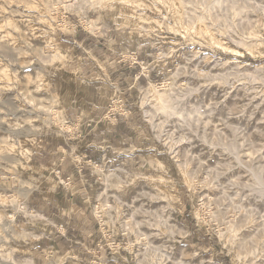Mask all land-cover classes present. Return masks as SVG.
Instances as JSON below:
<instances>
[{"label":"rangeland","instance_id":"rangeland-1","mask_svg":"<svg viewBox=\"0 0 264 264\" xmlns=\"http://www.w3.org/2000/svg\"><path fill=\"white\" fill-rule=\"evenodd\" d=\"M24 1L0 0V193L26 200L24 208L16 209L0 199V264H23L9 257L10 248L17 255L31 257L28 264L89 262L91 256L86 250H99L98 245L104 240L109 242L110 236L116 240L118 251L114 250L113 260L104 264H264V8L260 7L264 0H224L221 4L179 0V8L173 6L172 0H149L151 4L140 9L145 13L140 26L130 23V14L100 12L94 5L83 6L82 0H66L68 7L58 0ZM233 2L238 6L235 9L229 4ZM44 3H52L48 7L53 29L50 32L57 42L45 41L40 33L47 27L39 17ZM81 5L83 12H79ZM227 7L230 9L226 11ZM204 12L208 16L205 21L200 20ZM155 20L161 25L154 24ZM80 32L81 36L95 38L103 52L115 55L126 73L134 71L127 86L129 114L141 118L142 124L127 129H139L129 145L119 151L105 148L96 159V176L87 184L84 204L90 209L97 205L101 212L105 209L101 214L103 224L96 223L99 235L96 231L86 238L94 239L93 247L70 248L41 263L34 260L31 245L53 239L57 231L64 232V227L57 217L50 219L28 208V199L32 191L41 188L63 194L65 189L56 176L51 184L46 183L49 174L45 176L44 167L33 164L31 152L42 141L59 143L65 136L70 151L76 149L84 131L78 121L69 118L68 104L82 105L84 118L91 120L88 106L94 97L99 94L97 101L101 103L103 98H114L118 93L106 79L103 59L95 57L103 72L99 70L91 80L73 64L68 67L70 61L79 59L78 47L71 42ZM253 43L259 50L256 53L247 50V45ZM59 49L63 50L62 60L52 59ZM133 52L142 60L141 65L135 62ZM88 56L93 55L88 52ZM158 59L161 65L154 66ZM235 59L248 64H235ZM145 66H149L148 70ZM38 79L40 83L46 81L42 83L45 88L39 87ZM167 82L168 86L162 85ZM151 83H158L160 92L171 87L177 90L181 97L180 116L146 104V89ZM84 100L85 105L81 104ZM48 102L53 107L57 105L55 112ZM46 105L48 109H42ZM20 150L30 158H23ZM77 158L79 161L78 154ZM156 159L169 160L175 167L181 164L190 174L192 186H179L180 200L174 206L164 208L162 204L166 206L167 201L142 182L127 187L129 191L106 187L109 175H113V183H118V173L126 175L125 168L150 176ZM119 213L123 214L117 223ZM11 215H15L14 220ZM30 222L34 223V231L27 229ZM100 250L110 251L107 246Z\"/></svg>","mask_w":264,"mask_h":264},{"label":"crops","instance_id":"crops-1","mask_svg":"<svg viewBox=\"0 0 264 264\" xmlns=\"http://www.w3.org/2000/svg\"><path fill=\"white\" fill-rule=\"evenodd\" d=\"M71 43L72 46L78 47L77 54L80 56H78V60L70 61L68 67L73 64L77 69H80L83 76L91 80L99 70L103 72V68L95 57L103 59L106 79L113 85V88H117L118 93L114 98L113 95L103 98L101 103L97 101L100 98V95L97 94L94 101L90 102V108L88 106V113L93 117L91 120L84 118L82 105L68 104L69 118L78 121L77 123L84 131L78 140L76 149L70 151L65 136L64 141L59 143L50 140L42 141L31 152L33 164L38 168L44 167L42 173L45 172V176L49 174L46 179L47 184H51V179L57 174L60 176L72 175L73 178L70 185L73 190L70 191L71 193H69L71 188L68 187V189L63 188L65 194L52 193L41 188L32 191L28 199V208H32L50 219L57 217L64 227V232L57 231L58 236L53 239H43L39 241L40 243L31 245L30 250L34 260L41 263L55 259L61 252L69 251L70 248L87 249L90 247L91 249L95 243L94 239L89 241V238H91L92 232L95 234L97 231V219L92 209L86 207L84 201L87 198V184L93 180L96 174L90 166L81 167L77 163L79 159L77 154L84 160L87 158L96 160L103 154L105 148L119 151L129 145L130 138L139 131V129H136V132L127 131V129L138 128L142 124L141 118L139 119L138 116L135 118L133 113L129 114L131 99L127 95V86L133 80L134 71L126 73L125 67L114 58L115 55L111 56V53L103 52L98 41L93 37L81 36L80 32ZM86 46L90 47L89 50L86 49ZM88 52L93 56L87 57ZM87 97L90 96L87 95ZM69 100H72L71 97ZM84 103L87 102L81 101V104L85 105ZM47 170H49L48 173ZM88 235L90 236L86 239Z\"/></svg>","mask_w":264,"mask_h":264},{"label":"bare ground","instance_id":"bare-ground-1","mask_svg":"<svg viewBox=\"0 0 264 264\" xmlns=\"http://www.w3.org/2000/svg\"><path fill=\"white\" fill-rule=\"evenodd\" d=\"M24 1V0H23ZM38 1H40V0H38ZM153 1V0H152ZM161 1V0H160ZM166 1V0H165ZM168 1H171V0H168ZM207 1V0H206ZM210 1V0H209ZM212 1H214V2H216V4L217 3H220L221 4V2H224V0H212ZM229 1V0H228ZM227 1V2H228ZM231 1H233V0H231ZM241 1H243V0H241ZM245 1V0H244ZM258 1V0H257ZM20 2V1H19ZM25 2V1H24ZM37 2V1H36ZM41 2V1H40ZM45 2V1H44ZM74 2V1H73ZM155 2V1H154ZM182 2V1H181ZM181 2L179 1V0H172V4H173V6L175 7V8H179V7H181ZM249 2V1H248ZM43 3V2H42ZM42 3H40V4H42ZM50 3V2H49ZM58 3H63V4H65V5H67V7H68V4L66 3V0H58ZM170 3V2H169ZM246 3V2H245ZM260 3V2H259ZM26 4V3H25ZM32 4V3H31ZM35 4V3H34ZM52 4V3H51ZM51 4H49V6H52ZM62 4V5H63ZM151 3H149V0H82V5L84 6V5H88V6H92V5H94L96 8H97V10L98 11H100V12H105V13H108V14H111V13H115L116 15H118V16H122V15H127V14H130L131 16H128L129 17V19H130V23L131 24H133V25H138V26H140V24L141 23H143V21L141 20V18L143 19V16H142V14L144 13L143 11H141L140 9H142L143 7H145V6H149ZM154 4V3H153ZM161 4V3H160ZM165 4V3H164ZM213 4V3H212ZM212 4H210V6L212 5ZM220 4H218V6L220 5ZM223 4V3H222ZM230 5H232V9H235L236 7H238L237 5H236V3L235 2H233V3H229ZM36 5H38V4H36ZM79 6V12H83V6ZM163 5V4H162ZM246 5H249V3L247 4L246 3ZM261 6L260 7H263L264 8V3L263 4H260ZM42 6V5H41ZM48 4L46 3H44L43 4V6H42V8H40V16L39 17H41V20L43 21V23L48 27H46V28H41V29H43L40 33H41V35H42V38H44L45 39V41H47V42H57L58 40H57V38L50 32L51 31V24H50V20H49V18L51 19V14H49L50 13V8L48 9ZM76 6V5H75ZM78 6V5H77ZM85 6V7H86ZM170 6H172V5H170ZM170 6H169V8H170ZM172 6V7H173ZM191 6V5H190ZM206 6V5H205ZM209 6V7H210ZM218 6H217V8H218ZM242 7H243V5H241ZM254 6V5H253ZM35 7V6H34ZM38 7V6H37ZM66 7V6H65ZM157 7V6H156ZM183 7L185 8V5H183ZM182 7V9H184ZM222 7V6H221ZM246 7H249V6H246ZM245 7V8H246ZM22 8V7H21ZM69 8H71L70 6H69ZM151 8V7H150ZM167 8H168V6H167ZM206 8H208V7H206ZM244 8V7H243ZM39 9V8H38ZM87 9V8H86ZM92 9V8H91ZM94 9V8H93ZM92 9V10H93ZM160 9V8H159ZM171 9V12L173 11L172 10V8H170ZM174 9V8H173ZM228 9H230V7H227V8H225V10L227 11ZM48 10H49V12H48ZM90 10V9H89ZM139 10L141 11V13H139ZM165 10H167V9H165ZM177 10H179V9H177ZM37 11V10H36ZM77 11V10H76ZM168 11V10H167ZM175 11H176V9H175ZM182 11V10H181ZM185 11V10H184ZM207 11V10H206ZM205 11V12H206ZM238 11V10H237ZM38 12H39V10H38ZM180 12V11H179ZM205 12H204V14H202V18L200 19V20H206V18L208 17L206 14H205ZM221 12V11H220ZM224 12V11H223ZM234 12V11H233ZM33 13V12H32ZM104 13V14H105ZM177 13H178V11H177ZM181 13H183V12H181ZM187 13V12H186ZM185 13V14H186ZM99 14V13H98ZM97 14V15H98ZM145 14V13H144ZM143 14V15H144ZM86 14H84V16H85ZM167 15V14H166ZM182 17H185V15L183 16L182 14H180ZM87 16V15H86ZM165 16V15H164ZM169 16H171L172 17V13H171V15H169ZM174 16V15H173ZM179 16V15H178ZM177 16V17H178ZM28 17V16H27ZM33 17H34V15H33ZM39 17H38V19H39ZM145 17V16H144ZM127 18V17H126ZM146 18V17H145ZM148 18H149V15H148ZM23 19V18H22ZM26 19V18H25ZM150 19V18H149ZM176 19H178V18H176ZM182 19H184V18H182ZM193 19V18H192ZM195 19V18H194ZM37 20V19H36ZM35 20V21H36ZM41 20L39 21V23L41 22ZM141 20V21H140ZM148 19L146 18V21H147ZM181 20V19H180ZM179 20V21H180ZM154 21V20H153ZM155 21H157V20H155ZM166 21V20H165ZM189 21H191V20H189ZM24 22V21H23ZM141 22V23H140ZM174 22V21H173ZM176 22V21H175ZM184 22V21H183ZM35 23V22H34ZM52 23V22H51ZM148 23V22H147ZM147 23H145V25L147 24ZM157 23H161L159 20L156 22V23H154V24H157ZM179 22H177V24H178ZM194 23H196V22H194ZM38 24V23H37ZM150 24H152V20L150 21ZM164 24V23H163ZM180 24H181V22H180ZM10 25V24H9ZM12 25V24H11ZM29 25H30V23H29ZM41 25H42V23H41ZM148 25H149V23H148ZM161 25V24H160ZM179 25V24H178ZM185 25V24H184ZM189 25V24H188ZM204 25H206V23L204 24ZM15 26H16V24H15ZM20 26V25H19ZM37 26V25H36ZM43 26V25H42ZM51 26V27H50ZM63 26V25H62ZM61 26V27H62ZM66 26V25H65ZM64 26V27H65ZM142 26V25H141ZM151 26V25H150ZM150 26H148L147 27V29L148 30H151V29H149V27ZM175 26H176V24H175ZM181 26V28L183 27L182 25H180ZM193 26V25H192ZM203 26V25H202ZM202 26H199V28H201L202 29ZM11 27V26H10ZM25 27V26H24ZM50 27V28H49ZM143 27V26H142ZM142 27H141V30H142ZM152 27V26H151ZM172 27V26H171ZM9 28V27H8ZM13 28H15V27H13ZM30 28V27H29ZM29 28H28V30H29ZM121 28H123L122 26H121ZM137 28V27H136ZM162 28V27H161ZM173 28V27H172ZM198 28V27H197ZM204 28V27H203ZM207 28V27H206ZM16 29V28H15ZM19 29V28H18ZM21 29V28H20ZM33 29V28H32ZM40 29V28H39ZM50 29V30H49ZM135 29V28H134ZM146 29V28H145ZM153 29V28H152ZM154 29H156V28H154ZM153 29V30H154ZM159 29V28H158ZM176 29V28H175ZM186 29L188 30L189 29V27L187 26L186 27ZM200 29V30H201ZM215 29V28H214ZM14 30V29H13ZM25 30V29H24ZM30 30H31V28H30ZM34 30V29H33ZM53 30V29H52ZM63 30H65L64 28H63ZM133 30V29H132ZM140 30V29H139ZM140 30V31H141ZM157 30V29H156ZM178 30V29H177ZM183 30V29H182ZM193 30V29H192ZM197 30V29H196ZM199 30V31H200ZM179 31V30H178ZM189 31V30H188ZM195 31V30H194ZM194 31L192 32L193 33V35H194ZM26 32V31H25ZM146 32H147V30H146ZM154 32V31H153ZM208 32H210V31H208ZM144 33V32H143ZM195 33H197V32H195ZM260 33V32H259ZM148 34V33H147ZM186 34H188L187 33V31H186ZM200 35L202 34L201 33V31H200V33H199ZM205 34H206V32H205ZM210 34H212V33H209V35ZM254 34L255 35H259L257 32H254ZM2 35V34H1ZM4 35H6V33L4 34ZM32 35V34H31ZM120 35V34H119ZM123 35V34H122ZM143 35V34H142ZM149 35H151V34H149ZM203 35V34H202ZM207 35V34H206ZM261 35V34H260ZM196 36V35H195ZM198 36V35H197ZM253 36V35H252ZM10 37V36H9ZM27 37V36H26ZM38 37V36H37ZM200 37V36H199ZM209 37V36H208ZM213 37V36H212ZM250 37V36H249ZM13 38V37H12ZM120 38V37H119ZM193 38V37H192ZM202 38L204 39V37L202 36ZM211 38V37H210ZM44 39H41L40 38V40H43L44 41ZM125 39V38H124ZM216 39V38H215ZM220 39V38H219ZM18 40V39H17ZM25 40V39H24ZM211 40V39H210ZM218 41V40H217ZM217 41H216V43H217ZM6 42V41H5ZM8 42V41H7ZM11 43V42H10ZM45 43V42H44ZM218 43H220V45L223 43L222 42V40H220ZM244 44V43H243ZM248 44V43H247ZM247 44H245V45H247ZM228 45V44H227ZM242 45V42L240 43V46ZM244 46V45H243ZM6 47V46H5ZM55 47V46H54ZM7 49V48H6ZM44 49V48H43ZM65 49V48H64ZM258 49V47H257V44L256 43H253V44H250L249 46L247 45V50L248 51H250V52H253V53H256V51H259V50H257ZM42 50V49H41ZM236 52H240L239 50L238 51H236ZM44 53V52H43ZM52 59H55V60H57V61H60V60H62V58H63V50L62 49H59L58 51H57V53H54L53 55H52V57H51ZM201 58V57H200ZM54 60V61H55ZM199 60V59H198ZM160 61H161V59H158V60H156L155 61V63H156V65H154V66H159V65H161L160 64ZM200 61V60H199ZM229 61V60H228ZM231 61V60H230ZM233 61H235L234 63L236 64H238V65H244V64H248V63H244V61H242L241 59H235V60H233ZM154 63V62H153ZM229 63V62H228ZM234 64V65H235ZM150 65V64H149ZM153 66V67H154ZM166 66V65H165ZM148 67L149 66H145V69H147L148 70ZM150 69V68H149ZM162 70V69H161ZM6 71V70H5ZM7 72V71H6ZM5 72V73H6ZM10 73V72H9ZM8 73V74H9ZM241 73V72H240ZM250 73V72H249ZM252 74V73H251ZM256 74V73H255ZM203 75V74H202ZM201 75V76H202ZM250 75V74H249ZM253 75V74H252ZM5 76H7V75H5ZM251 76V75H250ZM4 77V76H3ZM5 78V77H4ZM7 78V77H6ZM43 78V77H42ZM251 78V77H250ZM44 79V78H43ZM39 80V87L41 86V87H44L43 85L45 84H42L43 82H46V81H42V83H40V79H38ZM262 80V79H261ZM101 81V80H100ZM74 82V81H73ZM102 82V81H101ZM245 82V81H244ZM38 83H36L37 85H38ZM254 83V82H253ZM9 84V83H8ZM92 84V83H91ZM104 85V84H103ZM250 85V84H249ZM47 86H48V84H47ZM82 86V89L84 90L85 89V84H82L81 85ZM173 86V85H172ZM9 87V86H8ZM99 87H101V86H99ZM189 87V86H188ZM7 88V87H6ZM45 88V87H44ZM44 88H41V89H44ZM40 89V90H41ZM169 90H167V91H165V92H160V90H158L157 88H156V86L153 84V83H151L150 84V86L146 89L147 91H146V93H147V99H148V101L146 102V104L148 103H152V105H155V107L156 106H158V107H160V109L163 111V113H165V112H169V113H172V114H176V115H179L180 116V114H181V97H180V94L179 93H176L177 92V90H176V92L174 91V89H173V87H171V88H168ZM189 90H190V88H188ZM232 90H233V88H232ZM251 90V89H250ZM249 90V91H250ZM258 90V89H257ZM256 91V90H255ZM230 92V91H229ZM111 93H112V91H111ZM231 93V92H230ZM263 93V92H262ZM189 94V93H188ZM187 95V94H186ZM190 95V94H189ZM239 96V95H238ZM187 97V96H186ZM256 97V96H255ZM185 98V97H184ZM182 100H183V98H182ZM53 102H54V100H53ZM49 103V102H48ZM57 103V102H56ZM56 103H55V105H56ZM42 105H45V104H42ZM41 105V106H42ZM48 105V104H47ZM46 105V107H42V109H46L47 107H49L50 106V110L51 111H53L54 110V112H55V107H56V109H57V105L55 106L54 104V106L55 107H53L52 105H50V103H49V106H47ZM34 107V106H33ZM147 107V106H146ZM149 107V106H148ZM196 107V106H195ZM35 108H36V106H35ZM41 108V107H40ZM150 108V107H149ZM148 108V109H149ZM48 109V108H47ZM59 109V108H58ZM151 109V108H150ZM41 110V109H40ZM50 110H47V111H50ZM152 110V109H151ZM46 111V112H47ZM50 111V112H51ZM156 111V110H155ZM155 111H153V112H155ZM184 111V110H183ZM58 112V111H57ZM158 112V111H157ZM53 113V112H52ZM184 113V112H183ZM55 114V113H54ZM186 114H188L187 112H186ZM58 115V114H57ZM166 115V114H165ZM164 115V116H165ZM188 116V115H187ZM168 117H170L169 115H168ZM172 117V116H171ZM56 118V117H55ZM184 118V117H183ZM59 119H60V117H59ZM173 119V118H172ZM181 119V118H180ZM63 120V119H62ZM64 121V120H63ZM155 121V120H154ZM169 121H170V119H169ZM175 121V120H174ZM180 121V120H179ZM178 121V122H179ZM175 122H177V121H175ZM162 123H164V122H162ZM173 124V123H172ZM183 124H184V122H183ZM157 126V125H156ZM21 148V147H20ZM174 149V148H173ZM178 149V148H177ZM176 150V149H175ZM175 150H174V152H175ZM18 151V150H17ZM171 151H173V150H171ZM170 152V151H169ZM180 152H181V150H180ZM173 153V152H172ZM20 154L22 155V157L24 158V157H26V156H24L25 155V153H24V151L23 150H20ZM177 154H180V153H178L177 152ZM174 155V154H173ZM173 155H171V157H173ZM262 156V155H261ZM236 157V156H235ZM27 159L28 158H30L29 156H27L26 157ZM175 159H177V158H175ZM157 161H155V166H154V172H152V174L150 175V176H147V175H144V174H138V173H132L130 170H128V169H124V171H125V173H126V175H121L120 173H118L119 175H118V179H119V182L118 183H113L114 181H112V179H113V175H109V177L107 178V180H108V182H107V186L106 187H114L116 190L117 189H119V190H122V189H124V188H127V187H131V185H135V184H137V183H140L141 184V182H142V184L143 185H147V187H148V184L150 185L149 187H151L152 189H154L153 191H156V194H157V196L159 197V198H162L165 202L167 201V205L165 206V205H163L162 204V206L165 208V207H171V206H174L179 200H180V191H179V186L182 184V183H184V184H187L188 186H189V188H190V186H192V182H191V177H190V174H189V172H188V170L186 169V168H183L182 166H181V164H176L177 166L175 167L172 163H171V161H169V160H165V159H156ZM177 161H179L178 159H177ZM180 161H182L181 159H180ZM218 162V161H217ZM178 163V162H177ZM151 164H153V163H151ZM190 169V168H189ZM116 170V169H115ZM114 170V171H115ZM121 171H123V170H121ZM257 173V171H254L253 172V174L254 173ZM149 173V172H148ZM108 174V173H107ZM141 175V176H140ZM117 176V175H116ZM254 176H255V174H254ZM112 177V178H111ZM258 177V176H257ZM257 177H255L256 179H258ZM117 179V178H116ZM254 179V178H253ZM115 180V179H114ZM259 180V179H258ZM257 180V181H258ZM259 182V181H258ZM260 183V182H259ZM260 184H262V183H260ZM142 185V186H143ZM141 186V187H142ZM263 186V185H262ZM192 188V187H191ZM193 188H194V186H193ZM250 188V187H249ZM253 188V187H252ZM255 188V187H254ZM128 189V188H127ZM142 189V188H141ZM144 189V188H143ZM146 189V188H145ZM151 189V190H152ZM151 190H149V191H151ZM128 191H129V189H128ZM116 192V191H115ZM121 193H122V191H120ZM125 192V191H124ZM127 192V191H126ZM125 192V193H126ZM118 193V192H117ZM116 193V194H117ZM148 193V192H147ZM120 194V193H119ZM155 195V194H154ZM152 196V194L149 196V197H151ZM12 197V196H11ZM11 197H9V196H7V195H5V194H2V193H0V199H1V201L3 202V203H5V204H9V205H14L15 207H16V209H18V208H24V206H25V199H23V198H20V197H18V195L17 196H15V197H13V198H11ZM153 200V199H152ZM158 200H160V199H158ZM162 200V201H163ZM155 201V200H154ZM153 201V202H154ZM2 203V204H3ZM103 203V202H102ZM104 204V203H103ZM160 206V205H159ZM158 206V207H159ZM100 207V206H99ZM112 207V206H111ZM156 207V206H155ZM104 209H105V207H103ZM153 208V207H152ZM160 208V207H159ZM162 208V207H161ZM121 209V208H120ZM120 209L119 210H116V211H120ZM167 209V208H166ZM159 210V209H158ZM106 211V210H105ZM108 211H110L109 209H108ZM122 211H123V209H122ZM162 211V210H161ZM103 212H104V210H103ZM112 213V212H111ZM124 213V212H123ZM123 213H119L120 214V216L118 215V214H116V217H118L117 218V220H116V222L118 221V220H121V217H122V214ZM157 213H159V212H157ZM105 214V213H104ZM118 215V216H117ZM157 215V214H156ZM155 215V216H156ZM159 215V214H158ZM109 216V215H108ZM113 217V216H112ZM12 220H14L15 219V215H11V217H10ZM35 218V217H34ZM166 219L168 218V217H165ZM107 219H109L108 221H110L112 218L109 216ZM123 219H125V217L123 218ZM155 219V218H154ZM158 219V218H157ZM123 221V220H122ZM47 222V221H46ZM111 222V221H110ZM115 223V222H114ZM118 223V222H117ZM122 224V223H121ZM141 224V223H140ZM161 224V223H160ZM160 224H157V225H160ZM132 225V224H131ZM165 225V224H164ZM125 226H127V224L125 223ZM170 226V225H169ZM34 227V223H28L27 224V229H29V231H34L33 228ZM127 228V227H126ZM173 230V229H172ZM144 233V232H143ZM146 234V233H145ZM149 234V233H148ZM232 240V239H231ZM229 243H230V241H229ZM8 254H9V257L11 258V259H14L16 262H18V263H23V264H28L30 261H32V259H31V257H25V256H23V255H17L16 253H15V250H14V248H10L9 250H8ZM235 258V257H234ZM7 259V258H6ZM9 260V259H8ZM239 260V259H238ZM242 260V259H241ZM243 261H244V258H243ZM240 262V261H239ZM142 263V262H141ZM241 264V263H240ZM244 264V263H243Z\"/></svg>","mask_w":264,"mask_h":264},{"label":"built area","instance_id":"built-area-1","mask_svg":"<svg viewBox=\"0 0 264 264\" xmlns=\"http://www.w3.org/2000/svg\"><path fill=\"white\" fill-rule=\"evenodd\" d=\"M69 1H72V0H68ZM134 58H135V62H137L138 64L141 65L142 62H140L139 60V57H138V54L137 52H133V55H132ZM142 61V60H141ZM156 88L159 90L160 89V86H158V83H153ZM166 84V86H168V82L167 83H162V85L164 86ZM143 116H144V120L147 121V119H145V116L146 114L143 112ZM97 160H92L90 158H87V159H83L82 157H80V160L77 162L81 167H83L84 165H88L91 167L92 170H94L93 168L95 167V163H96ZM56 177L58 178V182L60 184L61 187L63 188H67L69 185H71V183L73 182V178H72V175H66V176H60V175H56ZM97 205L95 208H91L92 209V212L94 213L96 219H97V222L100 223V225H102L103 223V217L101 216V214L103 213V208H102V212L100 210L97 209ZM102 223V224H101ZM97 235L98 234V229H97ZM124 237V236H123ZM109 238H111L109 240V242L107 240H104L100 245H98L99 247V250H88V252L90 253V256H91V260L89 262H80V264H104V263H108V261L110 260H113L112 257L115 256V252L114 250H117L116 247L118 246L116 243V240L115 239H112V237L110 236ZM104 237L102 236V238H100V240H103ZM104 246H107V249L110 250L109 252H102L100 249L101 248H104ZM101 254H103L104 256L106 257H101ZM75 258V257H74ZM95 260H100L101 263H97ZM95 261V262H94ZM48 264V263H46Z\"/></svg>","mask_w":264,"mask_h":264}]
</instances>
